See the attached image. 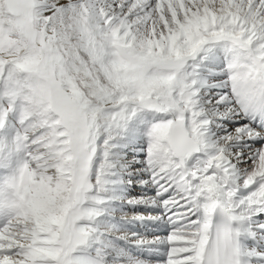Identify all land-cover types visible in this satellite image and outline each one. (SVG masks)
Here are the masks:
<instances>
[{"label": "snow or ice", "instance_id": "obj_1", "mask_svg": "<svg viewBox=\"0 0 264 264\" xmlns=\"http://www.w3.org/2000/svg\"><path fill=\"white\" fill-rule=\"evenodd\" d=\"M0 264H264V0H0Z\"/></svg>", "mask_w": 264, "mask_h": 264}]
</instances>
